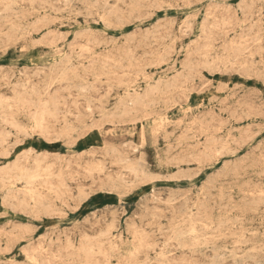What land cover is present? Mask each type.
I'll use <instances>...</instances> for the list:
<instances>
[{"label": "rangeland", "instance_id": "374dc122", "mask_svg": "<svg viewBox=\"0 0 264 264\" xmlns=\"http://www.w3.org/2000/svg\"><path fill=\"white\" fill-rule=\"evenodd\" d=\"M69 1L0 0V264H264V0Z\"/></svg>", "mask_w": 264, "mask_h": 264}, {"label": "bare ground", "instance_id": "6f19581e", "mask_svg": "<svg viewBox=\"0 0 264 264\" xmlns=\"http://www.w3.org/2000/svg\"><path fill=\"white\" fill-rule=\"evenodd\" d=\"M2 1H3V0H2ZM73 1H74V0H73ZM73 1H72V2H73ZM88 1H89V0H88ZM69 2H71V0H70ZM92 2H94V1H92ZM122 2H123V1H122ZM242 2H243V1H242ZM246 2H247V1H246ZM260 2H261V1H260ZM88 3H90V2H88ZM142 3H143V2H142ZM152 3H153V2H152ZM85 4H86V3H85ZM91 4H92V3H91ZM93 4H96V3H93ZM93 4H92V6H93ZM261 4H262V3H261ZM13 6H14V5H13ZM81 6H82V5H81ZM94 6H95V5H94ZM173 7H174V6H173ZM228 7H229V6H228ZM260 7H261V6H260ZM8 8H10V6L7 7V9H8ZM83 8H84V7H83ZM12 9H13V8H11V10H12ZM18 9H19V8H18ZM18 9H17V11H18ZM132 9H134V8H132ZM98 10H99V9H98ZM98 10H97V11H98ZM260 10H261V9H260ZM5 11H6V10H5ZM5 11H4V14H6ZM7 11H8V10H7ZM13 11H15V10H13ZM79 11H80V10H79ZM99 11H100V10H99ZM99 11H98V12H99ZM261 11H262V10H261ZM11 12H12V11H11ZM85 12H86V11H85ZM131 12H135V11L132 10ZM253 12H254V11H253ZM13 13H15V12H13ZM135 13H136V12H135ZM214 13H215V12H214ZM214 13H213V14H214ZM250 13H251V12H250ZM256 13H257V11H256ZM260 13H261V12H260ZM248 14H249V13H248ZM7 15H8V13H7ZM7 15H6V16H7ZM17 15H19V14H17ZM20 15H21V14H20ZM82 15H83V14H82ZM135 15H136V14H135ZM137 15H138V14H137ZM251 15H252V14H251ZM251 15H250V16H251ZM258 15H259V14H258ZM3 16H4V15H3ZM6 16H5V17H6ZM15 16H16V15H15ZM89 16H90V15H89ZM204 16L206 17V15H204ZM254 16H255V15H254ZM97 17H98V16H97ZM97 17H96V18H97ZM130 17H131V15H130ZM130 17H129V18H130ZM208 17H209V16H208ZM232 18H233V17H232ZM235 18H236V17H235ZM250 18H251V17H250ZM92 19H93V18H92ZM97 19H98V18H97ZM114 19H115V18H114ZM133 19H134V16H133ZM216 19H217V18H216ZM230 19H231V18H230ZM252 19H253V18H252ZM1 20H2V19H1ZM94 20H95V19H94ZM185 20H186V19H185ZM208 20H209V18H208ZM214 20H215V19H214ZM245 20H246V19H245ZM247 20H248V19H247ZM247 20H246V21H247ZM249 20H250V19H249ZM249 20H248V21H249ZM115 21H117V20H115ZM119 21H120V20H119ZM186 21H187V20H186ZM205 21H206V19H205ZM257 21H258V20H257ZM101 22H102V21H101ZM122 22H123V21H122ZM193 22H194V20H193ZM203 22H204V21H203ZM254 22H255V21H254ZM258 22H259V21H258ZM167 23H168V22H167ZM171 23H172V22H171ZM250 23H251V22H250ZM263 23H264V22H263ZM189 24H190V23H189ZM205 24H206V23H205ZM253 24H254V23H253ZM182 25H183V24H182ZM203 25H204V24H203ZM251 25H252V24H251ZM253 26H255V25H253ZM253 26H252V27H253ZM258 26H259V25H258ZM18 27H19V26H18ZM256 27H257V26H256ZM27 28H28V27H27ZM179 28H180V27H179ZM245 28H246V27H245ZM23 29L26 30V28H23ZM203 29H204V27H203ZM240 29H241V28H240ZM255 29H257V28H255ZM13 30H14V29H13ZM227 31H228V30H227ZM93 32H94V31H93ZM21 33H22V32H21ZM202 33H203V32H202ZM79 34H80V33H79ZM146 34H147V33H146ZM146 34H145V35H146ZM203 34H204V33H203ZM203 34H202V35H203ZM226 34H227V33H226ZM20 35H21V34H20ZM134 35H135V34H134ZM206 35H207V34H205V36H206ZM170 36H171V35H170ZM205 36H204V37H205ZM148 37H149V36H148ZM198 37H199V36H198ZM201 37H202V36H201ZM228 37H229V36H228ZM260 37H261V36H260ZM260 37H259V38H260ZM79 38H80V37H79ZM79 38H78V39H79ZM151 38H152V36H151ZM163 38H164V37H163ZM205 38H206V37H205ZM209 38H210V37H209ZM237 38H238V37H237ZM161 39H162V38H161ZM203 39H204V38H203ZM245 39H247L246 36H245ZM74 40H75V39H74ZM151 40H152V39H151ZM209 40H210V39H209ZM230 40H231V39H230ZM254 40H255V39H254ZM154 41H155V40H154ZM214 41H215V39H214ZM243 41H244V39H243ZM246 41H247V40H246ZM35 42H37V41H35ZM38 42H39V41H38ZM91 42H92V40H91ZM94 42H95V41H94ZM126 42H127V40H126ZM195 42H196V41H195ZM97 43H98V42H97ZM130 43H131V42H129V43L127 42V44H130ZM124 44H126V43H124ZM198 44H199V43H198ZM232 44H234V43L232 42V43H231V46H232ZM239 44L241 45V43H239ZM257 44H258V43H257ZM152 45H153V44H152ZM161 45H162V44H161ZM236 45H237V44H236ZM236 45L234 46L235 48L238 46V45H237V46H236ZM196 46H197V45H196ZM210 46H211V44H210ZM251 46H252V45H251ZM144 47H145V46H144ZM207 47H208V46H207ZM245 47H247V46H245ZM245 47H244V49H246ZM3 48H4V47H3ZM127 48H128V47H127ZM165 48H166V47H165ZM167 48H168V47H167ZM196 48H197V47H196ZM205 48H206V47H205ZM205 48H204V49H205ZM208 48H210V47H208ZM231 48H232V47H231ZM235 48H234V49H235ZM237 48H238V47H237ZM237 48H236V49H237ZM240 48H241V47H240ZM128 49H129V48H128ZM170 49H171V48H170ZM204 49H203V50H204ZM242 49H243V48H242ZM247 49H248V47H247ZM251 49H252V47H251ZM129 50H130V49H129ZM174 50H175V49H174ZM203 50H202V51H203ZM205 50H206V49H205ZM209 50H211V49H209ZM232 50H233V49H232ZM163 51H164V50H163ZM200 51H201V50H200ZM212 51H215V49L212 50ZM237 51H238V49H237ZM195 52L197 53V50H196ZM243 52H244V51H243ZM243 52H242V53H243ZM245 52H246V51H245ZM201 53H202V52H201ZM203 53H204V52H203ZM234 53H235V52H234ZM238 53H239V51H238ZM242 53H241V54H242ZM197 54H198V53H197ZM170 55H171V54H170ZM206 55H207V57H208V54H206ZM206 55H205V56H206ZM209 55H210V53H209ZM229 55H230V53H229ZM233 55H234V54H233ZM233 55H232V56H233ZM161 56H162V55H161ZM200 56H201V55H200ZM203 56H204V55H203ZM215 56H216V54H215ZM226 56H227V55H226ZM245 56H246V55H245ZM251 56L253 57V55H250V58L252 59ZM201 57H202V56H201ZM201 57H200V60H202ZM234 57H235V56H234ZM237 57H238V56H237ZM237 57H236V58H237ZM240 57H242V56H240ZM71 58H72V57H71ZM71 58H70V59H71ZM77 58H78V57H77ZM120 58H121V57H120ZM132 58H133V57H132ZM205 58H206V57H205ZM216 58L218 59V57H216ZM164 59H165V58H164ZM234 59H235V58H234ZM195 60H196V59H195ZM76 61H77V60H76ZM192 61H193V60H192ZM205 61H207V60H205ZM251 61H252V60H251ZM262 61H263V60H262ZM66 62H68V60H66ZM202 62L204 63V61H202ZM252 62H253V61H252ZM58 63H59V62H58ZM58 63H57V64H58ZM197 63H198V62H197ZM203 63H202V64H203ZM211 63H212V62H211ZM191 64H192V63H191ZM230 64H231V63H230ZM237 64H238V62H237ZM241 64H243V63H241ZM244 64L246 65L247 62L244 63ZM206 65H207V64H205V66H204L205 68L208 67V66H206ZM250 65H252V64L250 63ZM130 66H131V65H130ZM198 66H199V65H198ZM202 66H203V65H202ZM230 66H231V65H230ZM204 67H203V68H204ZM218 67H219V66H218ZM244 67H245V66H244ZM54 68H55V67H54ZM54 68H53V70H54ZM139 68H140V67H139ZM194 69H195V68H194ZM209 69H210V68H209ZM239 69H240V67H239ZM60 70H61V69H60ZM190 70H191V69H190ZM192 70H193V69H192ZM195 70H196V69H195ZM207 70H208V68H207ZM247 70H248V69H247ZM36 71H37V70H36ZM38 71H39V70H38ZM57 71H58V70H57ZM64 71H65V70H64ZM239 71H240V70H239ZM248 71H249V70H248ZM60 72H61V71H60ZM109 72H110V71H109ZM33 73H34V72H33ZM63 73H64V72H63ZM176 73H177V72H176ZM36 74H38V73H36ZM110 74H111V73H110ZM185 74H186V73H185ZM195 74H196V73H195ZM257 75H258V74H257ZM262 76H263V75H262ZM186 77H187V76H186ZM189 77H191V76H189ZM184 78H185V77H184ZM2 79H3V78H2ZM101 81H102V80H101ZM157 81H158V79H157ZM186 81H188V80H186ZM26 82H27V81H26ZM169 82H170V81H169ZM155 83H156V82H155ZM73 85H74V84H73ZM88 86H89V85H88ZM154 86H156V84H155ZM170 86H171V85H170ZM24 87H26V86H24ZM79 87H80V86H79ZM83 87H84V86H83ZM92 87H93V86H92ZM150 87L153 88V85L150 86ZM157 87H159V86L157 85ZM162 87H163V86H162ZM22 88H23V87H22ZM80 88H81V87H80ZM156 89H158V88H156ZM83 90H84V89H83ZM150 90H151V88H150ZM154 90H155V88H154ZM188 90H189V89H188ZM79 91H80V90H79ZM144 91H146V90H144ZM80 92H81V91H80ZM96 92H97V91H96ZM187 92H189V91H187ZM149 93H150V92H149ZM155 93H156V92H155ZM189 93H190V92H189ZM19 94H21V93H19ZM23 94H24V93H22V95H23ZM97 94H98V93H97ZM17 96H18V95H17ZM18 97H19V96H18ZM30 97H31V96H30ZM126 97H127V96H126ZM129 97H131V96H129ZM145 97H146V96H145ZM189 97H190V96H189ZM136 98H137V97H136ZM2 99H3V98H2ZM17 99H18V98H17ZM134 99H135V98H134ZM140 99H141V98H140ZM5 100H6V99H5ZM5 100H4V101H5ZM12 100H13V99H12ZM26 100H27V99H26ZM123 100H124V99H123ZM126 100H127V99H126ZM137 100H138V99H137ZM141 100H142V99H141ZM31 101H32V99H31ZM118 101H119V99H118ZM124 101H125V100H124ZM142 101H143V100H142ZM139 103H140V102H139ZM1 104H2V103H1ZM127 104H128V103H127ZM150 104H151V103H150ZM9 105H10V104H9ZM134 105H135V104H134ZM44 106H45V105H44ZM123 106H124V105H123ZM149 106H150V105H149ZM4 107H5V106H4ZM4 107H3V108H4ZM1 108H2V107H1ZM6 108H7V107H6ZM89 108H90V107H89ZM132 108H133V107H132ZM239 108H240V107H239ZM239 108H238V109H239ZM34 109H35V108H34ZM53 109H55V108H53ZM1 110H2V109H1ZM62 113H63V112H62ZM134 113H135V112H134ZM70 114H71V113H70ZM111 114H112V113H111ZM115 114H116V113H115ZM131 114H132V113H131ZM3 115H5V114H3ZM54 115H55V114H54ZM58 116H59V115H58ZM35 117H36V116H35ZM4 118H5V117H4ZM110 118H111V117H110ZM110 118H109V119H110ZM35 119H36V118H35ZM5 120H6V118H5ZM166 120H167V119H166ZM14 121H15V120H14ZM161 121H162V120H161ZM35 122H36V120H35ZM38 122L40 123V121H38ZM193 122H194V121H193ZM36 123H37V122H36ZM41 123H42V122H41ZM63 123H64V122H63ZM181 123H182V121H181ZM181 123H180V124H181ZM109 124H110V122H109ZM180 124H179V125H180ZM10 125H11V124H10ZM66 125H67V124H66ZM179 125H178V126H179ZM63 126H64V125H63ZM85 126H86V125H85ZM41 127H42V126H41ZM70 127H71V126H70ZM42 128H43V127H42ZM97 129H98V128H97ZM219 129H220V128H219ZM45 130H46V129H45ZM127 132H128V131H127ZM127 132H126V133H127ZM43 133H44V132H43ZM131 134H133V133H131ZM142 134H143V132H142ZM6 135H7V134H6ZM225 137H226V136H225ZM1 138H2V137H1ZM203 138H204V137H203ZM212 138H213V137H212ZM219 141H220V140H219ZM214 142H215V141H214ZM260 142H261V141H260ZM263 142H264V141H263ZM195 143H196V142H195ZM235 143H236V142H235ZM135 146H136V145H135ZM137 147H138V146H137ZM169 147H170V146H169ZM225 147H226V145H225ZM175 148H176V147H175ZM136 149H137V148H136ZM110 150H111V149H110ZM169 150H170V149H169ZM223 150H224V149H223ZM219 151H220V150H219ZM28 152H29V151H28ZM224 152H225V151H224ZM226 152H227V151H226ZM229 153H230V152H229ZM218 154H219V153H218ZM25 157H27V156H25ZM189 157H190V156H189ZM211 158H212V157H211ZM44 159H45V158H44ZM263 159H264V158H263ZM125 160H126V159H125ZM179 160H180V159H179ZM127 162H128V161H127ZM128 163H129V162H128ZM187 163H188V162H187ZM22 165H23V164H22ZM95 165H96V164H95ZM222 165H223V164H222ZM137 166H138V165H137ZM100 167H101V166H100ZM103 167H104V166H103ZM15 168L17 169L18 167H15ZM20 168H21V167H20ZM21 169H22V168H21ZM92 169H93V168H92ZM141 169H142V168H141ZM100 170H101V169H100ZM19 171H20V170H19ZM44 171H45V170H44ZM47 171H48V170H47ZM72 171H74V170H72ZM136 171H137V170H136ZM26 172H27V171H26ZM159 172H160V171H159ZM163 172H164V171H163ZM33 173H34V172H33ZM138 173H139V172H138ZM178 173H179V172H178ZM181 173H182V172H181ZM263 173H264V172H263ZM27 174H28V173H27ZM142 174H143V173H142ZM172 174H174V173H172ZM176 174H177V172H176ZM176 174H175V175H176ZM48 175H49V174H48ZM88 175H89V173H88ZM138 175H139V174H138ZM170 175H171V174H170ZM170 175H169V176H170ZM184 175H185V174H184ZM259 175H260V174H259ZM46 176H47V175H46ZM144 176H145V175H144ZM29 177H30V175H29ZM29 177H28V178H29ZM0 178H1V177H0ZM14 178H15V177H14ZM45 178H46V177H45ZM182 178H183V177H182ZM189 178H190V177H189ZM10 179H11V178H10ZM122 179H123V178H122ZM14 180H15V179H14ZM34 180H35V179H34ZM34 180H33V181H34ZM19 181H21V180H19ZM35 181H36V180H35ZM31 182H32V181H30V183H31ZM43 182H44V181H43ZM126 183H127V182H126ZM1 184H2V183H1ZM61 186H62V185H61ZM202 186H203V185H202ZM58 189H59V188H58ZM68 189H69V188H68ZM113 189H114V187H113ZM220 189H221V188H220ZM9 190H10V189H9ZM11 190H12V189H11ZM202 190H203V189H202ZM17 193H18V192H17ZM29 193H30V192H29ZM59 193H60V192H59ZM223 193H224V192H223ZM246 193H247V192H246ZM261 193H262V192H261ZM200 194H201V193H200ZM227 194H229V193L227 192ZM259 194H260V193H259ZM259 194H258V195H259ZM263 194H264V193H263ZM169 195H170V194H169ZM186 195H187V194H185V196H186ZM247 195H248V194H247ZM260 195H261V194H260ZM196 196H197V195H196ZM251 196H252V195H251ZM204 197H205V196H204ZM204 197H203V198H204ZM252 197H254V194H253ZM6 198H7V197H6ZM154 198H155V197H154ZM174 198H175V197H174ZM181 198H182V197H181ZM181 198H180V199H181ZM189 199H190V197H189ZM197 199H198V198H197ZM260 199H261V198H260ZM153 200H155V199H153ZM158 200H159V199H158ZM198 200H199V199H198ZM198 200H197V201H198ZM1 201H2V200H1ZM175 201H178V200L176 199V200H174V202H175ZM241 201H242V200H241ZM33 203H34V202H33ZM167 203H168V202H167ZM167 203H166V204H167ZM169 203H170V201H169ZM169 203H168V204H169ZM46 204H47V203H46ZM171 204H172V202H171ZM183 204H184V203H183ZM253 204H254V203H253ZM21 205H22V204H21ZM47 205H48V204H47ZM185 205H186V204H185ZM22 208H23V207H22ZM182 208H183V207H182ZM199 208H200V207H199ZM23 209H24V208H23ZM48 209H49V208H48ZM155 209H156V208H155ZM183 209H185V208H183ZM186 209H187V208H186ZM186 209H185V210H186ZM160 211H161V210H160ZM219 211H220V210H219ZM263 211H264V210H263ZM176 215H177V214H176ZM191 215H192V213H191ZM191 215H190V216H191ZM207 217H208V216H207ZM234 217H235V216H234ZM189 218H191V217H189ZM204 218H205V217H204ZM204 218H203V219H204ZM172 219H173V218H172ZM177 220H179V219H177ZM187 220H189V219H187ZM253 220H254V219H253ZM11 221H12V220H11ZM173 221H174V219H173ZM230 221H231V220H230ZM241 221H242V220H241ZM191 223H193V222H191ZM148 224L151 225L150 223H148ZM154 224H155V223H154ZM177 224H178V223H177ZM202 224L204 225V223H202ZM175 225H176V224H175ZM242 226H243V225H242ZM107 227H108V226H107ZM112 227H113V226H112ZM235 227H236V226H235ZM12 228H13V227H12ZM191 228H193V227H191ZM206 228H207V226H206ZM19 229H20V228H19ZM193 229H194V228H193ZM193 229H192V230H193ZM14 230H15V229H14ZM21 230H22V229H21ZM24 230H25V229H24ZM190 230H191V229H190ZM157 231H158V230H157ZM135 232H136V230H135ZM195 232H197V231H195ZM226 232H227V231H226ZM101 234H102V233H101ZM189 234H190V233H189ZM196 234H197V233H196ZM23 235H24V231H23ZM26 235H27V234H26ZM86 235H87V234H86ZM132 235H133V234H132ZM209 236H210V235H209ZM223 236H224V235H223ZM85 237H86V236H85ZM177 238H178V237H177ZM120 239H121V238H120ZM108 240H109V239H108ZM135 240H136V239H135ZM196 240H197V239H196ZM206 240H207V239H206ZM48 241H49V240H48ZM110 241H111V240H110ZM119 241H120V240H119ZM143 242H144V241H143ZM163 242H164V241H163ZM195 242H196V241H195ZM208 242H209V241H208ZM115 243H117V242L115 241ZM41 244H42V243H41ZM220 244H221V243H220ZM237 244H238V243H237ZM237 244H236V245H237ZM71 245H72V244H71ZM117 245H118V244H117ZM178 245H179V244H178ZM236 245H235V246H236ZM238 245H240V243H239ZM198 246H199V245H198ZM178 247H179V246H178ZM200 247H201V246H200ZM141 248H142V247H141ZM210 248H211V247H210ZM210 248H209V249H210ZM242 248H243V247H242ZM10 250H11V249H10ZM97 250H98V249H97ZM219 250H220V249H219ZM221 250H222V249H221ZM84 251H85V250H84ZM98 251H99V250H98ZM136 251H137V250H136ZM62 252H63V251H62ZM128 253H129V252H128ZM137 253H138V251H137ZM195 254H196V253H195ZM76 255H77V254H76ZM90 255H91V254H90ZM97 255H98V254H97ZM234 255H235V254H234ZM242 255H243V254H242ZM221 256H222V255H221ZM223 256H224V255H223ZM77 257H79V256H77ZM162 257H163V256H162ZM240 257H241V256H240ZM221 258H222V257H221ZM237 258H238V257H237ZM253 258H254V257H253ZM109 261H110V260H109ZM241 261H243V260H241ZM184 262H185V261H184ZM184 262H182V263H184ZM234 262H236V261L234 260ZM157 264H158V263H157Z\"/></svg>", "mask_w": 264, "mask_h": 264}]
</instances>
